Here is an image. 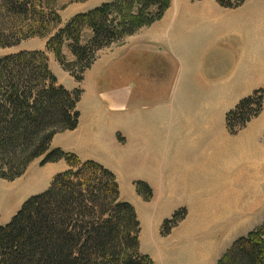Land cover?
<instances>
[{"label": "trees", "instance_id": "1", "mask_svg": "<svg viewBox=\"0 0 264 264\" xmlns=\"http://www.w3.org/2000/svg\"><path fill=\"white\" fill-rule=\"evenodd\" d=\"M216 1L236 8L246 0ZM171 3L111 0L64 22L59 0H0V48L49 36L44 50L0 57V178L21 177L37 159L42 165L60 160L69 165L47 190L29 197L0 225V264H156L141 251L136 207L120 199L113 171L52 147L58 133L78 127L83 90L59 83L48 53L82 82L101 50L153 25ZM263 103L262 89L243 98L226 115L228 129L240 130L262 111ZM152 190L145 181L137 183L145 199L152 198ZM172 220L165 222L164 234ZM217 264H264V224L236 239Z\"/></svg>", "mask_w": 264, "mask_h": 264}, {"label": "crops", "instance_id": "2", "mask_svg": "<svg viewBox=\"0 0 264 264\" xmlns=\"http://www.w3.org/2000/svg\"><path fill=\"white\" fill-rule=\"evenodd\" d=\"M87 3H82L86 5L82 10L68 8L71 11L68 16L64 14L68 9L65 10L61 13L63 21L66 22L78 12L89 10ZM198 3L201 4L196 5ZM172 13L174 16L171 19ZM168 21V25H163ZM146 29L151 32L152 44L160 52L162 63L180 57L182 43L179 44L177 36L187 34L190 37V34L195 39L188 67L183 68L180 82L173 96H170L175 102L167 101L165 94H159L163 93V88L158 89L159 86H155L148 78L144 80L148 81V85L151 82L150 88L155 91L138 93L136 84L141 77L134 67L136 63L131 60L128 61L127 69L112 81L119 89L114 92L101 90L103 75L93 78L97 74L95 72L88 77V72L98 62L95 61L85 73V79H92L93 82L90 84L91 92L84 94L79 102V126L74 131L60 133L61 136H67L78 132V142L68 137L56 141L60 136L57 134L52 147L74 152L83 160H115L117 154L125 160H135L138 156V161L146 160L143 163L146 165L152 163L151 168L155 170L161 166L158 160H165L167 156L173 155L180 159L181 156L191 157L194 160L193 156H196L200 159L191 163V170L201 176V182L191 184L188 189L174 185L170 179L161 178L160 182L159 178L149 174H145L142 180L151 184L155 190L163 191L165 188L162 182H168L181 192L209 195V160H243L244 153L250 158L258 155L261 157L264 153V146L258 143L257 131L253 126L241 137L234 138L224 135L220 126V117H225L255 90L264 88V0H247L236 8L223 7L216 0H172L160 21L139 31ZM49 53L51 69L63 84L59 75L61 66L55 55ZM110 62L111 59L105 60L101 67L107 68ZM106 76L107 83L109 76ZM67 88L73 90L76 87ZM203 93L209 94V109L205 108L207 104L203 107L197 104V96ZM217 134L219 136L215 138ZM63 163H59L61 167L53 163L35 168L29 175L33 187H30L28 194L31 195L26 200L47 190L54 177L66 170ZM135 191L132 201L123 200L136 207L142 223L139 205L143 198L137 193L136 187ZM19 209L10 215V220ZM150 225L146 231L143 224L141 226V251L150 255L156 264H197L192 263V260L174 257L178 249L177 240L173 236H163L161 224H154L151 229ZM184 257H189V254Z\"/></svg>", "mask_w": 264, "mask_h": 264}, {"label": "rangeland", "instance_id": "3", "mask_svg": "<svg viewBox=\"0 0 264 264\" xmlns=\"http://www.w3.org/2000/svg\"><path fill=\"white\" fill-rule=\"evenodd\" d=\"M107 1L88 0L87 9H92ZM82 3L75 2L74 0H59L58 9L61 13L68 8L74 11L76 9L79 10V8L82 10L86 8V5ZM69 9L64 13L65 16H68L69 12H71ZM173 16L174 13H172L171 19ZM169 22H164L163 25L166 26ZM171 28L174 29V27ZM132 36H129L121 43L101 50L96 60L98 62L94 63L95 65L89 72L87 71L88 77H91L95 72L97 74L93 78L103 75L104 84L101 85L100 89L114 92L119 87L113 85V79L117 78L121 74L120 72H124L127 69L128 61L131 60L130 62L136 63L134 67L137 68V71H139L138 75L141 77L139 78V83L136 84L137 92L141 94L152 93L155 89L150 88L152 86L150 83L153 82L155 86H159L158 89L160 87L163 88V93L160 92L159 94H163L162 96L166 95L167 101H171L170 96H173L177 83L180 82V74L184 67H188L190 58L192 57L190 53L194 51L195 39L190 34V37H187V34L177 36L179 44L182 43V48L179 51L180 57L172 58L166 61V63H162L160 52L152 44L150 30H141ZM48 37L35 35L23 40L17 46L0 48V57L23 50H44L46 49ZM186 47H188L187 51H185ZM48 55L50 58V53ZM133 58L136 60H133ZM108 59H111L110 64L113 66L108 65L107 68H102L101 64ZM59 65L61 66L60 63ZM146 66L149 68V71ZM53 67L56 69L55 65ZM112 69L114 70L110 71ZM106 74L109 76L107 83ZM59 75H61V82L66 87L71 86L74 88L75 86L76 88H82V97L87 92H91L90 84L93 82H91L92 79L86 80L84 78L82 82H77L71 73L62 66ZM144 78L151 79L149 85L148 81L146 82ZM259 89L264 91V88ZM200 93L202 92H198V94ZM208 99L209 94L207 93L198 95L196 100L198 106L203 107L207 104L205 108L209 109L211 105ZM172 102H175V100H172ZM226 117H220L221 131H223L224 135L231 138L241 137L250 126H253L255 132L257 131L256 138L258 143L264 146V103L262 111L237 132L233 133L228 129ZM84 120L85 122L87 121V119ZM67 131L74 130H66L60 133L65 134ZM60 133H58L60 136L57 137L56 141H61L63 138L68 137L73 142H78V132L67 136H61ZM218 136L219 134L215 138ZM53 140H55V137ZM122 144H125V142ZM193 157L196 161L200 159L196 156ZM181 158L170 155L165 160H158V163L161 165L157 167L158 171L151 168L152 163L146 165L143 164L146 160L138 161V156H136L135 160H125L120 154H117L115 160L95 161L103 164L115 174L117 183L119 184L120 199L132 201L134 193H136L135 187L137 188L139 181H144L142 177L145 174L156 176L160 182L161 178L164 180L170 179L174 185L178 187L183 186L187 189L191 184L201 182V176L197 175L194 170H191L193 168L191 163L195 160L191 157L181 156ZM39 160L41 159L32 162L24 175L13 181L0 178V225L9 221L10 215L15 213L20 208L22 202L31 195L28 194L31 191L30 187H33L30 184L29 175L31 172H34L35 168L38 166L45 167L53 163H57L61 167L62 165L59 163L62 161L65 163H63V166L66 165V170L69 169L66 160L50 162L45 165H42ZM88 160L93 159L88 158ZM38 161L40 165H38ZM35 162L36 164L32 167V164ZM209 164V195L181 192L168 182H162L165 188L162 191L155 190L151 184L145 181L153 189V196L150 199H145L137 191L143 198V202L141 199L142 203L139 205V210L142 219V223L141 220L140 223L141 226L143 224L144 231H146L147 226L152 222L149 226L150 229L154 224H161L160 230L162 231V235L173 236L174 240H177L178 249L174 257L178 256L183 259L192 260V263L197 264H217L236 239L246 236L250 231L264 224V153L261 157L258 155L255 158H250L247 153H244L243 160H209ZM161 167L164 168L160 171ZM27 174L28 177H26ZM172 218L171 222L174 223L168 226L169 233L164 234L165 222ZM187 253L189 257H184Z\"/></svg>", "mask_w": 264, "mask_h": 264}]
</instances>
